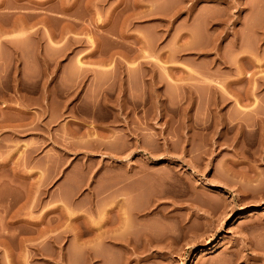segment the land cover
<instances>
[{
	"label": "rangeland",
	"instance_id": "1",
	"mask_svg": "<svg viewBox=\"0 0 264 264\" xmlns=\"http://www.w3.org/2000/svg\"><path fill=\"white\" fill-rule=\"evenodd\" d=\"M0 264H264V0H0Z\"/></svg>",
	"mask_w": 264,
	"mask_h": 264
},
{
	"label": "bare ground",
	"instance_id": "2",
	"mask_svg": "<svg viewBox=\"0 0 264 264\" xmlns=\"http://www.w3.org/2000/svg\"><path fill=\"white\" fill-rule=\"evenodd\" d=\"M263 127V126H262ZM256 211H253L252 213H249V214H253V213H255ZM210 248V247H209ZM207 249H208V247H203L201 250H200V254H205L206 252H207Z\"/></svg>",
	"mask_w": 264,
	"mask_h": 264
}]
</instances>
